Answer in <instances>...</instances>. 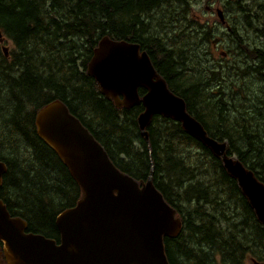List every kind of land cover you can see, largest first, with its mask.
<instances>
[{
  "label": "trees",
  "instance_id": "obj_1",
  "mask_svg": "<svg viewBox=\"0 0 264 264\" xmlns=\"http://www.w3.org/2000/svg\"><path fill=\"white\" fill-rule=\"evenodd\" d=\"M188 1L0 0V31L13 45L9 59L0 50V162L7 169L0 200L11 217L26 222L28 233L59 243L56 216L81 197L67 168L36 135L35 113L59 100L119 171L142 183L152 172L153 185L182 222L176 239L163 240L168 264H247L249 259L264 263V225L220 159L184 133L180 124L161 116L151 120L145 141L137 125L143 106L117 108L86 75L101 38L138 45L206 134L225 142L228 156L264 184V117L258 114H264V48L247 47L254 74L248 79L257 76L262 93L253 96L250 111L233 124L236 119L227 115L225 106L240 100L231 94L235 98L226 101L221 88L239 80L230 70L241 71L242 79L248 71L240 62L206 65L209 81L190 72L202 61L196 50L199 31L172 28L179 16L189 20ZM252 21L247 26H264L262 19ZM189 28L195 38L191 43L182 39ZM250 31L264 40V27ZM138 94L142 97L145 91L139 89Z\"/></svg>",
  "mask_w": 264,
  "mask_h": 264
},
{
  "label": "water",
  "instance_id": "obj_2",
  "mask_svg": "<svg viewBox=\"0 0 264 264\" xmlns=\"http://www.w3.org/2000/svg\"><path fill=\"white\" fill-rule=\"evenodd\" d=\"M4 41L0 32V43ZM7 51L2 47L5 57ZM86 75L117 108L143 106L137 125L146 141V129L154 116L179 123L189 137L220 159L258 223L264 225V184L235 157L228 156L225 142L209 137L186 112L184 101L169 90L138 45L101 38ZM139 89L145 91L142 97ZM34 125L38 138L67 168L81 197L74 207L56 216L59 243L28 233L26 222L11 217L0 200V242L6 264H168L163 239H176L182 222L153 185L152 172L142 183L119 171L59 100L39 109ZM6 170L0 162V184Z\"/></svg>",
  "mask_w": 264,
  "mask_h": 264
},
{
  "label": "rangeland",
  "instance_id": "obj_3",
  "mask_svg": "<svg viewBox=\"0 0 264 264\" xmlns=\"http://www.w3.org/2000/svg\"><path fill=\"white\" fill-rule=\"evenodd\" d=\"M190 1V2H189ZM189 9H190V13H186L188 16H190L189 20H184L182 19V17L179 16L178 21L176 20L173 25L172 28L175 30H180L181 28L184 27H189L191 26L192 28L198 29L196 23H192L190 20L192 19L191 17H194L195 12H197L198 10H200L201 8L204 11V16L201 17L202 21H209L210 23L214 21V19L212 17H209L206 14V7H209L210 5H215V4H223V7L225 6V8L227 10H230L234 7H241L243 5L246 4L245 0H189ZM236 1V2H235ZM234 2V3H233ZM263 1L261 0H257L255 1V3L257 4L256 7H261ZM191 3V4H190ZM249 4V2L247 3ZM263 7V6H262ZM243 13L241 11L235 10L232 12H228L227 15V11H226V17L227 20L230 24V26H234V32L239 28V36L241 35L243 40L239 39L238 37H235L234 39L237 41L236 43L233 41H230L229 38H224L221 40V42L217 45V47L219 48L220 54L213 51V48L211 47V41L212 39L205 41L201 44L200 48H203L205 50V52L207 54H210V56H208V61H206L205 63H203L201 61V63H199V67L198 69H196L195 66H192L190 69V72H197L200 76V80L203 81H209L210 77H209V71L207 70L206 65H208V67H214V66H225V65H229V64H239V62H241L242 58L248 53L247 51V47H254V46H259L258 48H264V40L262 38L257 37L254 32H251L250 30L254 29V27H249L247 26V24L244 23L243 21V16L240 14ZM238 18L240 19L241 22H238V24H236L234 21L235 19ZM174 19V18H173ZM249 20H260V19H255L253 17L248 18ZM179 20H181V22H179ZM189 21V22H188ZM172 22V21H170ZM188 22V23H187ZM253 22V21H252ZM255 26L257 25V22L255 23ZM191 33L192 30L189 28L187 31H185V36L182 37V39L188 40L189 43L195 41L194 37H191ZM196 35H200V32H197ZM187 36V37H186ZM214 40V39H213ZM238 42H241V44H238ZM7 49L9 54L13 51V45L11 44V42L6 41L4 44ZM199 48V49H200ZM195 50V49H193ZM191 50V51H193ZM198 50V49H196ZM221 52H225L226 55H222ZM199 53V51H198ZM200 54L203 55L202 52H200ZM10 57V55H9ZM250 57V54H249ZM248 58L246 60V63L249 62ZM246 63L244 65H241L242 70L245 68ZM241 64V63H240ZM189 72V73H190ZM231 74H237V77L239 80H236L234 82H228V84L226 86H224L223 88H221V91L223 92V97L226 101H229L230 98H235L233 95L236 96V98H238L240 101L237 102L236 104H227V106H225L226 108H228L227 115H230L231 118H234L236 120H232V123L235 124L236 121H238L237 119H242L245 115V113H247L248 111H250V102L253 99V96L256 94H261L262 91L260 90V86H262V81L260 79H257V76H255L253 79H242V72L238 71L237 69L235 70H230ZM224 78L225 75H223ZM254 76V74H249L248 77H252ZM231 78V77H229ZM244 80V81H243ZM244 83V85H243ZM206 89V88H205ZM209 90V89H208ZM215 88L212 87L210 90V94L214 93ZM233 94V95H231ZM261 118L264 117V114H260L258 113ZM240 119V120H241ZM257 120H259L258 118H256ZM260 121V120H259ZM207 126L209 129H213V125L209 122H206ZM247 264H252V259H249Z\"/></svg>",
  "mask_w": 264,
  "mask_h": 264
},
{
  "label": "flooded vegetation",
  "instance_id": "obj_4",
  "mask_svg": "<svg viewBox=\"0 0 264 264\" xmlns=\"http://www.w3.org/2000/svg\"><path fill=\"white\" fill-rule=\"evenodd\" d=\"M246 4L241 6V7H234L230 10H227L225 8V6L223 7V4H215V5H210L209 7H206V14L209 17H212L214 19L213 22H209V21H202L201 17L204 16V11L201 8L200 10H198L197 12H195L194 14V18L196 19V21L194 23H196L197 27H198V31L200 32V44H199V48L201 47V44L203 42H205V40L202 38L205 37L206 41L212 39V43H211V47L213 48L214 53L217 52L220 54L219 48L217 47V45L221 42L222 39L224 38H229L230 41L233 42H237L234 38L238 37L239 39L243 40L242 36H239V28L234 32L235 27L234 26H230L227 17H226V11H227V15L228 12H232L238 9V11H241L243 13H240L244 18L243 21L245 24H247L246 22L248 21L250 23L251 20H249L248 18L253 17V18H259L260 20H264V0H261L263 2L261 7H256L254 6L255 1L257 0H245ZM249 2V4H247ZM234 3V2H233ZM191 4V3H190ZM236 24H238V22H241L240 19L236 18L234 21ZM259 27V28H263V25H258L255 26L254 28ZM255 33V32H254ZM214 39V40H213ZM252 48V47H251ZM248 53L242 58L241 60V65H244L246 63V60L249 58V50L248 48H246ZM199 51V55L202 57V62L205 63L206 61H208L206 59V56H210V54H207L205 52V50L203 48L198 49ZM200 52L203 53L200 54ZM222 55H226L225 52H221ZM245 69L248 71V73L245 75V77L243 79H247L248 75L251 74V70L250 67L248 65V63H246ZM2 250V248H0V251ZM3 259H1L0 264H3Z\"/></svg>",
  "mask_w": 264,
  "mask_h": 264
},
{
  "label": "bare ground",
  "instance_id": "obj_5",
  "mask_svg": "<svg viewBox=\"0 0 264 264\" xmlns=\"http://www.w3.org/2000/svg\"><path fill=\"white\" fill-rule=\"evenodd\" d=\"M64 104V103H63ZM65 105V104H64ZM66 106V105H65ZM68 109V108H67ZM187 112V111H186ZM189 114V113H188ZM190 115V114H189ZM191 116V115H190ZM162 117V116H161ZM192 117V116H191ZM153 119V118H152ZM195 119V118H194ZM196 120V119H195ZM177 123V122H176ZM179 124V123H178ZM183 130V129H182ZM185 133V132H184ZM141 134V133H140ZM142 136V135H141ZM143 137V136H142ZM144 138V137H143ZM146 141V140H145ZM1 243V242H0Z\"/></svg>",
  "mask_w": 264,
  "mask_h": 264
}]
</instances>
